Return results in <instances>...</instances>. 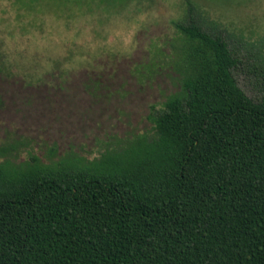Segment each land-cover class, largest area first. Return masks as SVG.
Masks as SVG:
<instances>
[{
    "label": "trees",
    "instance_id": "trees-1",
    "mask_svg": "<svg viewBox=\"0 0 264 264\" xmlns=\"http://www.w3.org/2000/svg\"><path fill=\"white\" fill-rule=\"evenodd\" d=\"M175 27L181 87L152 136L0 163V264H264V92L240 88L220 33Z\"/></svg>",
    "mask_w": 264,
    "mask_h": 264
},
{
    "label": "rangeland",
    "instance_id": "rangeland-1",
    "mask_svg": "<svg viewBox=\"0 0 264 264\" xmlns=\"http://www.w3.org/2000/svg\"><path fill=\"white\" fill-rule=\"evenodd\" d=\"M220 33L252 99L264 92V0H0V163L98 158L180 91L175 23Z\"/></svg>",
    "mask_w": 264,
    "mask_h": 264
}]
</instances>
